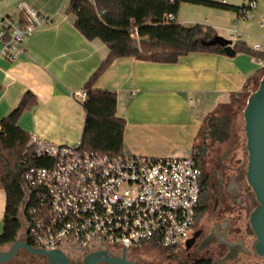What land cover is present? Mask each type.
<instances>
[{
	"label": "crops",
	"instance_id": "crops-1",
	"mask_svg": "<svg viewBox=\"0 0 264 264\" xmlns=\"http://www.w3.org/2000/svg\"><path fill=\"white\" fill-rule=\"evenodd\" d=\"M224 2L223 10L182 3L175 17L185 26L211 27L217 36L238 43L244 52L191 53L175 63H153L120 58L111 62L92 82L91 89L114 92L117 116L125 122L122 154L153 159L191 157L193 143L204 119L231 96L241 93L260 68L252 56L260 44L264 55V0L248 19H238L237 10L251 0ZM26 2L49 18L23 44L15 60L0 57V121L25 97L27 107L18 126L29 136L61 146L76 145L83 131L85 111L73 96L85 90L90 78L108 57L107 46L86 40L75 27L76 16L67 10L69 0H0L3 17L20 18L16 6ZM1 48V41H0ZM5 194L0 188V233Z\"/></svg>",
	"mask_w": 264,
	"mask_h": 264
},
{
	"label": "built area",
	"instance_id": "built-area-1",
	"mask_svg": "<svg viewBox=\"0 0 264 264\" xmlns=\"http://www.w3.org/2000/svg\"><path fill=\"white\" fill-rule=\"evenodd\" d=\"M255 7L249 1L237 11L238 19L250 18ZM16 9L20 18L5 16L0 24V57L11 62L23 53L24 40L50 21L26 2ZM172 21V15L164 18ZM259 26L264 30V17ZM260 48L256 44L253 52ZM254 60L264 70V60ZM73 96L82 104L87 92ZM29 147L33 159L43 161L22 175L31 191L30 204L22 209L23 239L33 248L64 251L70 244L81 249L104 244L112 250L176 251L191 236L202 183V169L192 157L111 155L84 148L80 140L61 146L35 135Z\"/></svg>",
	"mask_w": 264,
	"mask_h": 264
},
{
	"label": "trees",
	"instance_id": "trees-1",
	"mask_svg": "<svg viewBox=\"0 0 264 264\" xmlns=\"http://www.w3.org/2000/svg\"><path fill=\"white\" fill-rule=\"evenodd\" d=\"M182 3L233 9L223 2L208 0H69L67 10L76 16V29L88 41H101L109 51L108 57L85 86L87 98L82 103L85 111L80 138L82 147L111 155L122 154L125 122L116 113V94L91 89V82L114 60L133 58L170 64L191 53H224L223 47L213 42L217 35L211 27L200 24L185 26L176 21ZM168 15H172L174 21L164 22ZM132 34H135L134 37ZM233 49L235 52L245 51L238 43ZM252 56L264 60L261 53L252 52ZM263 72L260 69L257 76L248 80L241 93L231 96L226 108L235 107L242 98L248 97L257 88ZM29 97L26 94L19 106L0 121V188L5 194L0 248L12 244L24 227L22 209L30 204L31 198V191L22 180L24 171L28 167L43 165L42 160L33 159L30 136L17 124ZM220 109L225 107L218 111ZM224 120L226 117L219 118L217 111L204 119L191 152L199 167L208 142L225 140L219 127ZM198 137H202L203 141L196 147ZM202 191L201 183L197 218L204 209ZM29 256L46 261L41 256Z\"/></svg>",
	"mask_w": 264,
	"mask_h": 264
},
{
	"label": "flooded vegetation",
	"instance_id": "flooded-vegetation-1",
	"mask_svg": "<svg viewBox=\"0 0 264 264\" xmlns=\"http://www.w3.org/2000/svg\"><path fill=\"white\" fill-rule=\"evenodd\" d=\"M229 149L218 160L202 159L203 211L191 236L176 251L150 246L112 250L104 244L81 249L70 244L63 252L72 264H264V253L256 251L249 216L258 206L248 187L241 162ZM212 205L208 207V199ZM22 230L17 238L23 239Z\"/></svg>",
	"mask_w": 264,
	"mask_h": 264
},
{
	"label": "water",
	"instance_id": "water-1",
	"mask_svg": "<svg viewBox=\"0 0 264 264\" xmlns=\"http://www.w3.org/2000/svg\"><path fill=\"white\" fill-rule=\"evenodd\" d=\"M213 42L221 45L227 56L235 54L230 40L216 36ZM242 117L247 152L245 178L258 202V206L249 216V224L257 240L256 251L264 253V72L257 88L246 99ZM8 246V250L0 248V264L12 261L20 250L32 256L44 257L47 264H72L63 251L33 248L24 239L17 238ZM96 261L97 259L93 258L85 264H95Z\"/></svg>",
	"mask_w": 264,
	"mask_h": 264
},
{
	"label": "rangeland",
	"instance_id": "rangeland-1",
	"mask_svg": "<svg viewBox=\"0 0 264 264\" xmlns=\"http://www.w3.org/2000/svg\"><path fill=\"white\" fill-rule=\"evenodd\" d=\"M225 10V9H223ZM247 97L242 98L240 104L232 107L220 109L217 111V116L220 118L226 117V120L222 121V124L219 126L222 129V134L225 136L223 142L209 141L206 146V151L203 159L210 160L214 162L218 160L224 153L229 149H232L234 152L232 156H235L241 162V165L246 171L247 166V152L245 149L246 140L244 136V121L242 117V111L245 106ZM203 138L198 137L196 141V147H199L202 144ZM208 207L212 205V198L208 199ZM9 246L4 247V250H8ZM6 264H47L46 261L33 258L26 254L23 251L17 252L14 259Z\"/></svg>",
	"mask_w": 264,
	"mask_h": 264
}]
</instances>
